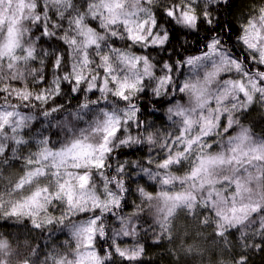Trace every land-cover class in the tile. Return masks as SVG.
I'll list each match as a JSON object with an SVG mask.
<instances>
[{"label": "clouds", "instance_id": "clouds-1", "mask_svg": "<svg viewBox=\"0 0 264 264\" xmlns=\"http://www.w3.org/2000/svg\"><path fill=\"white\" fill-rule=\"evenodd\" d=\"M0 264H264V0H0Z\"/></svg>", "mask_w": 264, "mask_h": 264}]
</instances>
